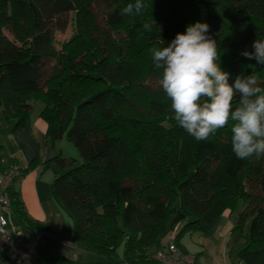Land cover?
Here are the masks:
<instances>
[{
    "label": "trees",
    "instance_id": "obj_1",
    "mask_svg": "<svg viewBox=\"0 0 264 264\" xmlns=\"http://www.w3.org/2000/svg\"><path fill=\"white\" fill-rule=\"evenodd\" d=\"M99 1L107 6L102 29L88 8ZM135 2L0 0V126L23 127L31 103L40 101L46 138L64 137L78 151L79 160L56 155L43 167L54 172L52 192L73 222L75 241L98 263L156 264L175 228L181 247L184 235L209 232L225 211L247 202L235 229L251 221L237 257L264 264V155L235 156L232 121L206 141L182 129L150 52L188 25L207 23L230 83L255 73L264 87V65L241 55L264 39V0H141L140 13L121 15ZM70 22L74 34L56 48L53 32ZM120 30L131 40L117 38ZM44 60L54 63L47 74ZM247 180L259 195L247 191ZM9 196L26 228L46 230L27 217L12 187Z\"/></svg>",
    "mask_w": 264,
    "mask_h": 264
},
{
    "label": "crops",
    "instance_id": "obj_2",
    "mask_svg": "<svg viewBox=\"0 0 264 264\" xmlns=\"http://www.w3.org/2000/svg\"><path fill=\"white\" fill-rule=\"evenodd\" d=\"M42 109L43 104L34 101L23 127L10 130L0 126V169L21 171V175L13 180L12 188L18 194L27 217L46 228L31 231L10 210L6 218L14 231L20 232L23 241L33 244L34 255L22 256L16 246L3 247L0 248V264H104L98 263L75 241L73 222L52 192L54 172L44 168L43 164L56 155L67 157L65 149L68 150L69 146L66 144L64 147V137L55 142L46 138V123L40 116ZM240 212L241 209L225 211L205 234L184 235L180 248L194 258L196 264H244L238 259L237 252L243 244L248 220L241 230L235 229ZM187 243L193 245L192 253H189ZM117 264L130 263L118 259Z\"/></svg>",
    "mask_w": 264,
    "mask_h": 264
},
{
    "label": "clouds",
    "instance_id": "obj_3",
    "mask_svg": "<svg viewBox=\"0 0 264 264\" xmlns=\"http://www.w3.org/2000/svg\"><path fill=\"white\" fill-rule=\"evenodd\" d=\"M141 0L128 3L121 15L140 13ZM153 25L143 28L151 31ZM252 51L241 55L264 65V39H256ZM152 63L162 69L159 81L171 101L174 120L197 141H206L232 121V151L238 159L264 155V87L258 75H237L222 70L217 42L209 35L207 23L196 22L163 48L150 49ZM239 97L238 106L233 102Z\"/></svg>",
    "mask_w": 264,
    "mask_h": 264
},
{
    "label": "built area",
    "instance_id": "obj_4",
    "mask_svg": "<svg viewBox=\"0 0 264 264\" xmlns=\"http://www.w3.org/2000/svg\"><path fill=\"white\" fill-rule=\"evenodd\" d=\"M21 175V171L15 168L0 169V248L16 246L21 250L22 256L34 255L33 244L21 239L20 232H16L6 214L10 209L9 191L13 180ZM176 228L168 236L164 247L156 253L158 264H196L194 258L174 243Z\"/></svg>",
    "mask_w": 264,
    "mask_h": 264
},
{
    "label": "rangeland",
    "instance_id": "obj_5",
    "mask_svg": "<svg viewBox=\"0 0 264 264\" xmlns=\"http://www.w3.org/2000/svg\"><path fill=\"white\" fill-rule=\"evenodd\" d=\"M88 8L94 16L93 19L96 22V25L101 29L106 28L105 17H106V12H107V6H106L105 2L99 1V2L95 3L94 5L89 6ZM74 32H75V27H74L73 22H72V24L70 22V25L67 27V29L64 32L54 31L53 36L55 39L56 48H60V44L64 41L68 40L74 34ZM3 33L10 38V35H8L5 30H3ZM131 34L132 33L130 32V34L128 36L127 30H120L116 34V37L119 39L125 38V40L128 41L129 39L131 40V38H130ZM137 40L138 39H137V35H136L134 37V42H137ZM43 66L44 67H42L43 68L42 72L47 74L53 68L54 63L52 61H49V60H44ZM146 84L152 86L153 88L157 87V85H158L157 82L153 79L147 80ZM63 145H64V147H65V145L69 146L68 150L65 149V153H66L68 158L73 157L74 159L79 160L78 151L65 138L63 141ZM246 188H247V191L253 195H259L260 194L258 185L253 180H247L246 181ZM246 206H248L247 202H245V203L241 202L238 209H241V211H243V210H245ZM247 220H248V222L246 223L245 229H248L247 225H249L251 219L248 218ZM166 241H167V238H165L164 244H166ZM186 246L190 247V248H188V250H190L189 253H192L191 251H193V250H191V249H193V247H191V246H193V245H191L190 243H187Z\"/></svg>",
    "mask_w": 264,
    "mask_h": 264
}]
</instances>
